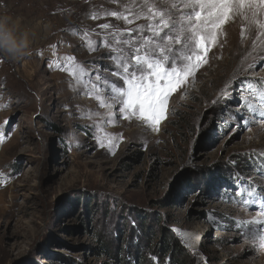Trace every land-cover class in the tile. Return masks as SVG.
<instances>
[{
    "label": "rangeland",
    "instance_id": "rangeland-1",
    "mask_svg": "<svg viewBox=\"0 0 264 264\" xmlns=\"http://www.w3.org/2000/svg\"><path fill=\"white\" fill-rule=\"evenodd\" d=\"M127 3L0 0V14L22 17L36 30L28 56L15 62L0 56V105H8L0 107V264H120L117 252L139 264L134 249L140 261L148 259L168 238L165 231L199 264H264L259 238L236 227V219H264L259 207L228 202L243 181L264 186L253 170L264 159L253 154L264 151V122L256 117L245 125L236 111L240 88L264 80V66L248 69L253 56L264 54V39L253 52L255 32L245 29L242 37L241 19L229 20L207 63L171 96L153 130L135 116L124 118L118 106H99L69 71L49 67L53 52L90 70L109 66L104 44L111 30L98 25L125 29L146 21L90 14L123 11ZM70 28L95 30L97 50ZM226 85L231 99L213 105ZM104 237L108 252L100 249Z\"/></svg>",
    "mask_w": 264,
    "mask_h": 264
},
{
    "label": "snow or ice",
    "instance_id": "snow-or-ice-1",
    "mask_svg": "<svg viewBox=\"0 0 264 264\" xmlns=\"http://www.w3.org/2000/svg\"><path fill=\"white\" fill-rule=\"evenodd\" d=\"M110 2L119 4L121 0ZM121 6L123 11L102 9L90 14L92 19L111 16L128 24L140 19L146 21L135 28L125 29L110 23L98 25L100 29L111 30L105 34L107 43L104 44L109 48L107 58L112 61L109 66L90 70L85 62H78L73 56L61 58L53 52L54 59L49 67L69 71L86 90L85 94L91 96L95 93L99 106H118L119 113L126 114L124 118L135 116L153 130H158L159 122L166 118L171 96L190 76L194 77L199 67L207 63L208 52L218 43V34L229 20L241 19L242 37L245 29L249 33L255 32L253 52L257 50V41L264 39V0H128ZM65 31L74 35L83 31L89 50H97L98 45H94L90 38V34H98L95 30L70 28ZM260 53H264V48L260 49ZM257 66H264V54L253 56L248 69ZM105 71L117 79L103 75ZM229 87L226 85L221 97L212 101L213 105L225 98L231 99ZM246 91L251 95H245ZM254 99L258 104L253 103ZM239 100L241 103L236 111L241 114L245 125L256 122V117L264 122V80L249 82L247 89L240 88ZM88 115L92 113L89 111ZM105 135L110 137L112 134ZM4 139L3 129L0 128V142ZM100 146H104L103 141H100ZM253 154L264 158V151H254ZM253 170L264 179V159L254 163ZM3 179L5 177L0 174V182ZM238 187L239 191L228 202L243 207L257 206L258 216L264 217V186L243 181ZM257 187L259 191H256ZM236 227L253 240L259 238L257 247L264 250V219H236Z\"/></svg>",
    "mask_w": 264,
    "mask_h": 264
},
{
    "label": "clouds",
    "instance_id": "clouds-1",
    "mask_svg": "<svg viewBox=\"0 0 264 264\" xmlns=\"http://www.w3.org/2000/svg\"><path fill=\"white\" fill-rule=\"evenodd\" d=\"M36 37L35 27L12 13L0 14V56L19 61L28 56Z\"/></svg>",
    "mask_w": 264,
    "mask_h": 264
},
{
    "label": "trees",
    "instance_id": "trees-1",
    "mask_svg": "<svg viewBox=\"0 0 264 264\" xmlns=\"http://www.w3.org/2000/svg\"><path fill=\"white\" fill-rule=\"evenodd\" d=\"M142 226L144 227V224H142ZM141 230L145 232V228L144 229L141 228ZM165 232L167 233L168 238L165 239L160 245H156L152 249V252L150 253V255H148L149 258L147 256L148 259L144 261L139 260L141 259L139 258L141 255V252L139 251L138 248H135L134 251L132 252L133 258L138 260L139 264H199L194 260V258L191 255L190 256L186 255L187 254L186 251L183 249V246L181 245L180 241L175 236V234H173L170 231H165ZM126 233H127V230L125 231V235ZM161 239L162 238H159V240ZM99 241H100V244L102 245V247L100 248L101 250L106 249L107 252L110 251L112 245L109 242V240H106L104 237V238H101V240L99 239ZM125 251H128V250H125ZM128 253L131 254V252H128ZM116 255L119 257L118 261L120 262V264H128L127 258H130L129 255H127V258H124V257L121 258L123 255L122 254L120 255V253L118 252L116 253ZM185 256H187L188 258L187 260L185 259ZM166 260H168V263L166 262ZM133 264H135V262H133ZM200 264H203V263H200Z\"/></svg>",
    "mask_w": 264,
    "mask_h": 264
}]
</instances>
